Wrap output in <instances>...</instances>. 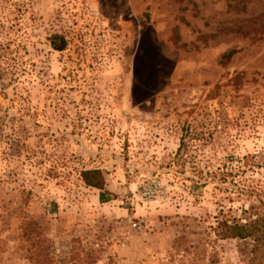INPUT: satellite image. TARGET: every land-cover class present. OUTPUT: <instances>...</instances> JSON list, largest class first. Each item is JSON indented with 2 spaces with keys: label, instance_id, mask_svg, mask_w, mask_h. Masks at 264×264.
<instances>
[{
  "label": "rangeland",
  "instance_id": "374dc122",
  "mask_svg": "<svg viewBox=\"0 0 264 264\" xmlns=\"http://www.w3.org/2000/svg\"><path fill=\"white\" fill-rule=\"evenodd\" d=\"M263 205L264 0H0V264H256Z\"/></svg>",
  "mask_w": 264,
  "mask_h": 264
},
{
  "label": "trees",
  "instance_id": "16d2710c",
  "mask_svg": "<svg viewBox=\"0 0 264 264\" xmlns=\"http://www.w3.org/2000/svg\"><path fill=\"white\" fill-rule=\"evenodd\" d=\"M51 47L56 51L66 49V40L59 35H52L49 39ZM229 53L227 57L230 55ZM79 178L83 184L99 192L98 199L100 203L110 201V193L105 187V178L100 169H88L79 172ZM218 235L221 239L245 240L251 239L253 242L251 254L256 264H264V205L263 211L247 224L238 222H220L218 223Z\"/></svg>",
  "mask_w": 264,
  "mask_h": 264
}]
</instances>
